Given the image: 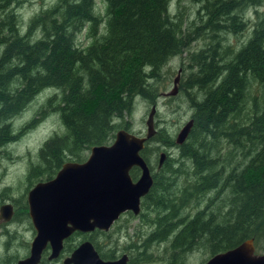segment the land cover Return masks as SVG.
Here are the masks:
<instances>
[{
  "label": "trees",
  "instance_id": "1",
  "mask_svg": "<svg viewBox=\"0 0 264 264\" xmlns=\"http://www.w3.org/2000/svg\"><path fill=\"white\" fill-rule=\"evenodd\" d=\"M101 2L99 15L95 0H56L21 32L14 12H5L17 0H0V132L6 133L0 145L15 139L8 120L38 93L57 90L35 115L57 114L64 132L43 141L27 174L48 179L64 161L80 162L91 146L109 143L117 129L129 131L124 117L133 99L155 104L161 68L186 52L188 73L179 90L191 127L181 144L161 129L145 141V162L158 151L151 141L174 149L176 157L167 153L163 174L153 176L137 216L124 214L145 220L148 234L168 240L172 255L185 254V262L195 250L209 257L248 238L254 251L261 250L264 0H186L196 5L190 19L185 0H175L172 13L171 0ZM246 8L254 14L250 33L233 46L226 38L247 29ZM85 28L91 40L79 46L77 34ZM198 39L203 46L189 52ZM130 174L136 177L137 169ZM14 261L0 253V264Z\"/></svg>",
  "mask_w": 264,
  "mask_h": 264
},
{
  "label": "water",
  "instance_id": "2",
  "mask_svg": "<svg viewBox=\"0 0 264 264\" xmlns=\"http://www.w3.org/2000/svg\"><path fill=\"white\" fill-rule=\"evenodd\" d=\"M178 72V70H177ZM177 76L172 89L175 93ZM152 104L146 116L144 135L117 129L107 144L91 146L82 162L67 161L61 164L55 175L35 183L27 192V215L34 230L29 253L14 264H37L41 250L48 243L54 258L61 249L62 240L72 231H91L94 228L107 230L111 223L124 211L137 214L139 198L150 188L152 180L149 169L140 155L144 143L155 132ZM191 127V119L177 131L174 142L181 144ZM165 152L158 153V165ZM140 171L132 181L129 170ZM12 215L8 203L0 206V219L8 221ZM124 257L117 260H101L89 242L80 243L63 264H124ZM202 264H264V253L254 251L251 238L236 246L209 256Z\"/></svg>",
  "mask_w": 264,
  "mask_h": 264
},
{
  "label": "rangeland",
  "instance_id": "3",
  "mask_svg": "<svg viewBox=\"0 0 264 264\" xmlns=\"http://www.w3.org/2000/svg\"><path fill=\"white\" fill-rule=\"evenodd\" d=\"M56 0H17L15 4H9L6 8V12L13 11L18 21V28L21 32H25L29 19L38 13L50 7ZM184 3V2H183ZM185 17L192 16V12L196 8L195 4L187 3L185 0ZM175 0H171L170 8L174 12ZM260 10V9H259ZM95 11L99 14H103V5L101 0H95ZM245 21L247 29L240 36L233 37L228 35L226 40L231 45L235 46L240 41L247 38L250 33L251 24L254 20V14L252 8H246L244 10ZM86 28L81 30L77 34V42L79 46L87 45L90 42V38L86 36ZM100 33V29L97 30ZM37 37V33L34 34ZM31 35L30 39L34 37ZM203 46V41L198 39L193 41L189 47V52H194ZM2 47H0V51ZM186 52L181 55H176L167 61L163 65L157 77V81L154 82L157 90V98L155 101L156 109L152 115L153 127L157 130H163V133L169 134L174 139L180 126L186 122L190 115V110L187 108V102L184 101V92L179 90V82L188 73L186 66L187 59L185 58ZM183 68V69H182ZM178 70V72H177ZM184 70V71H183ZM177 76L175 84V93L173 95H166L172 89V81ZM9 87L14 88V84H10ZM186 91L192 93L193 90L186 88ZM185 91V93H186ZM58 92L54 89L44 90L35 95L24 108L10 120V134L14 135V140L9 143H2L0 145V204L12 203L13 213L8 221L0 222V253L6 256H13L18 258L25 254L27 251V245L32 237L34 231L31 227L29 217L27 215V208L23 207V196L26 189H28L38 178L27 177L28 171L31 168V164L37 161V151L44 140L50 137L52 134H62L64 132L61 126L58 116L55 113H48L45 117L38 119L35 112L40 104L43 103L46 97ZM186 100V95H185ZM150 110V104L143 99L137 97L133 99L130 116L124 117L130 124V130L134 134L144 135L145 133V120ZM34 120V121H33ZM32 125V126H31ZM27 126H31L27 128ZM4 134V135H3ZM2 135V136H1ZM8 135V134H7ZM0 138H5L6 133L0 132ZM148 146L158 147L159 152H167L170 157H176L175 150L164 148L160 142L151 141ZM89 150L85 151L84 159L87 157ZM67 162V161H66ZM149 163L152 169H155L156 158L154 155H150ZM143 212V211H142ZM127 215H120L118 221L114 222L112 227L107 232H100L93 234L94 242L98 244L101 250L108 249L107 245L111 246L114 241L119 244H125L127 237L133 238L138 235L139 231H148L145 227V220L138 217L126 218ZM126 219V221H125ZM129 219V220H127ZM83 236H73L72 243L82 239ZM124 241V242H123ZM6 242L4 248L3 243ZM255 253H264V247L261 250L255 251ZM208 257L201 249L193 251L188 255L185 264H202ZM42 264H61V259L43 261ZM126 264H160L158 261H141L138 262L132 257Z\"/></svg>",
  "mask_w": 264,
  "mask_h": 264
},
{
  "label": "flooded vegetation",
  "instance_id": "4",
  "mask_svg": "<svg viewBox=\"0 0 264 264\" xmlns=\"http://www.w3.org/2000/svg\"><path fill=\"white\" fill-rule=\"evenodd\" d=\"M5 12H6V8H5ZM154 106L156 109V104H154ZM166 156H167V152L165 153V157ZM165 157H164L163 161L161 162V164L158 165V155L155 156L156 164H155L154 170L152 169L150 163L146 162L148 169H149V173H150V177H151L152 182H153V176L154 175L163 174L161 168L164 166ZM82 161H80V162H82ZM64 162H66V161H64ZM71 162H75V161H71ZM133 168L137 169V176L136 177H132L130 174V172ZM55 173L48 179H44L43 177L38 178L33 184L29 185L30 187L28 189H26L25 195L23 196V200H22L23 207L27 208L26 195H27L28 190L37 182H45V181L51 179L55 175ZM139 173H140V171L137 167H132L129 170V176H130L131 180L135 181L137 179ZM146 193L139 198V204H140L141 199L146 195ZM2 204H5V203H2ZM2 204H0V206ZM8 204H10V203H8ZM10 206H11V210L13 213V204L11 203ZM140 210L141 209H140V205H139L138 213L140 212ZM126 212H131V211H128V210L124 211L120 215H123ZM131 214H132V212H131ZM137 214H135V215L133 214V215L137 216ZM120 215L118 216V218L120 217ZM118 218L111 223V225L108 227L107 230H101V229L94 228L91 231H84V232L78 231V230L72 231L67 237H65L62 240L61 249H60L58 255L54 258H50V259L48 258V255L50 254V246L47 243L43 247V249L41 250L40 258H39V261L37 264H42L43 261L57 260L59 258L61 259V264H63L64 258L68 257L70 255V253L82 242H89L91 244V246L93 247V249L95 250V252L97 253L98 257L103 261H105V260L112 261V260H117L121 257H124V261H125L124 264H126L128 262V260H130L132 257H134L135 260L138 262L153 260V261H158L160 264H185V254L182 256L177 255L176 257L174 255H172V253L169 250V245H168V240H167L168 238L166 239L167 241H164L161 238H160V240L156 241L155 236H151L150 234H148V232L151 231L150 229H148V231L144 230V232H142L143 230L142 231L140 230L138 235H135L133 238L127 237L126 240H124L125 244L120 245L118 241L117 242L114 241V243L111 246L107 245L108 249L101 250L100 246L98 244H96V242H94L93 234H97L100 232L104 233V232L109 231V228L112 227L114 222L118 221ZM127 220H129V219H127ZM2 221L3 220L0 219V222H2ZM125 221H126V219H125ZM75 235H77V236L82 235L83 238L77 242L72 243L71 239ZM33 236H34V233L28 242L27 251L25 252V254H23L22 256H20L18 258H15V261L13 262V264L18 259L24 258L28 255L30 242H31V239L33 238ZM68 264H71V263H68Z\"/></svg>",
  "mask_w": 264,
  "mask_h": 264
}]
</instances>
